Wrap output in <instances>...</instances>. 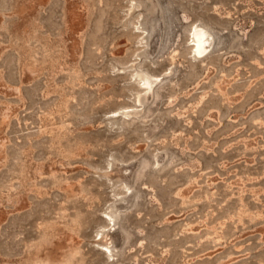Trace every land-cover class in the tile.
Instances as JSON below:
<instances>
[{"label":"rangeland","instance_id":"374dc122","mask_svg":"<svg viewBox=\"0 0 264 264\" xmlns=\"http://www.w3.org/2000/svg\"><path fill=\"white\" fill-rule=\"evenodd\" d=\"M0 264H264V0H0Z\"/></svg>","mask_w":264,"mask_h":264},{"label":"bare ground","instance_id":"6f19581e","mask_svg":"<svg viewBox=\"0 0 264 264\" xmlns=\"http://www.w3.org/2000/svg\"><path fill=\"white\" fill-rule=\"evenodd\" d=\"M191 38L194 41V45H193V49H192L193 52L199 53L200 49L202 47L203 41H204V37L195 28H192L191 29Z\"/></svg>","mask_w":264,"mask_h":264}]
</instances>
